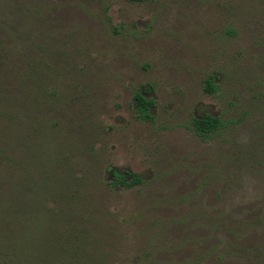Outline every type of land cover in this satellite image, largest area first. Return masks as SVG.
<instances>
[{
  "label": "rangeland",
  "instance_id": "rangeland-1",
  "mask_svg": "<svg viewBox=\"0 0 264 264\" xmlns=\"http://www.w3.org/2000/svg\"><path fill=\"white\" fill-rule=\"evenodd\" d=\"M0 264H264V0H0Z\"/></svg>",
  "mask_w": 264,
  "mask_h": 264
},
{
  "label": "trees",
  "instance_id": "trees-1",
  "mask_svg": "<svg viewBox=\"0 0 264 264\" xmlns=\"http://www.w3.org/2000/svg\"><path fill=\"white\" fill-rule=\"evenodd\" d=\"M129 2H142L144 0H126ZM215 88V83L213 80L208 81L205 86V90L209 93L212 92ZM134 103H135V111L138 118L142 121H152L153 113H152V104L151 100L144 94V91L137 90L134 95ZM214 119L212 117H207L204 120H196L195 125L199 132L206 133ZM135 182L132 180V174L130 172H126L125 175H119L118 173L114 174V179L112 181L113 186H125L131 187Z\"/></svg>",
  "mask_w": 264,
  "mask_h": 264
}]
</instances>
